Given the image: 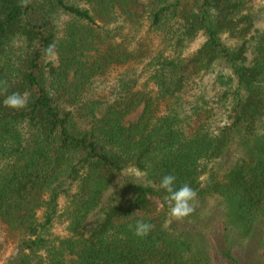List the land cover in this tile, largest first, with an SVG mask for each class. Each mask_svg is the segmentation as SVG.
<instances>
[{
  "label": "trees",
  "instance_id": "obj_1",
  "mask_svg": "<svg viewBox=\"0 0 264 264\" xmlns=\"http://www.w3.org/2000/svg\"><path fill=\"white\" fill-rule=\"evenodd\" d=\"M5 81L2 264L264 263V0H0Z\"/></svg>",
  "mask_w": 264,
  "mask_h": 264
},
{
  "label": "clouds",
  "instance_id": "obj_2",
  "mask_svg": "<svg viewBox=\"0 0 264 264\" xmlns=\"http://www.w3.org/2000/svg\"><path fill=\"white\" fill-rule=\"evenodd\" d=\"M27 0H21V6H26ZM46 57H55L54 49L52 46L45 49ZM3 92L7 93V82H2L0 84ZM4 105L12 110H21L26 107L27 104V94H22L20 92H13L5 96L3 101ZM175 175H164L161 180L159 187L162 189L166 195L164 199L168 202L170 206V216L176 220H182L190 216L194 208L192 202L196 199V191L187 183L181 185L179 188L175 187L176 183ZM152 225L144 221H137L134 229V236L137 238H144L149 235L152 230Z\"/></svg>",
  "mask_w": 264,
  "mask_h": 264
},
{
  "label": "rangeland",
  "instance_id": "obj_3",
  "mask_svg": "<svg viewBox=\"0 0 264 264\" xmlns=\"http://www.w3.org/2000/svg\"><path fill=\"white\" fill-rule=\"evenodd\" d=\"M128 173L132 177L133 180H136L137 182H142L143 181L142 176L140 174H138L137 172L131 170ZM197 207H198V209L201 212L200 218H202L203 221L204 220L210 221V222H208V225H205V223L203 222V224L206 227H208V232L210 230L213 231L212 227L215 226L214 230L218 229V233H219V231H220V229L222 228L223 225L221 223H219L218 221H213L215 219H212V220L210 219L211 216H213L215 213H217L215 200L213 198H209L208 197L205 200L200 201L197 204ZM186 228H187V230L189 232L192 231V235L195 234V229L200 230L201 232L205 231L203 226H201L199 224H196L194 221H192L188 226H186ZM220 235H222V234L220 233ZM194 236H196V234ZM216 238H218V237H216ZM238 242H239V240H237V243ZM10 253H11V248H8V249H6L3 252V254L0 256V264L3 263L4 259L7 258L10 255ZM262 264H264V263H262Z\"/></svg>",
  "mask_w": 264,
  "mask_h": 264
}]
</instances>
